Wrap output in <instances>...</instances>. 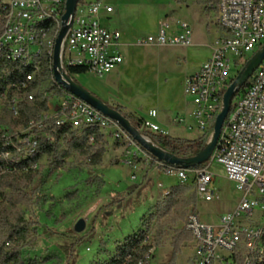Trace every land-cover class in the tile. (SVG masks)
Masks as SVG:
<instances>
[{
  "label": "built area",
  "instance_id": "1",
  "mask_svg": "<svg viewBox=\"0 0 264 264\" xmlns=\"http://www.w3.org/2000/svg\"><path fill=\"white\" fill-rule=\"evenodd\" d=\"M65 3L66 0H0V64L16 65L17 77L24 74L22 81L7 84L0 93V111L6 109L19 119L24 104L46 102V110L37 119H32L25 130L32 133L53 122L55 127L71 131L61 137L63 145L72 141L75 132L80 136L86 130L97 129L106 138L107 132L112 130L117 142L126 139L129 146H133V157L139 156L156 171L178 179V184L194 185L198 199L206 203L218 198L211 167L214 164L221 166L226 179L234 183L241 198L218 223L204 222L198 213L190 212L186 229L193 236L195 264H236L232 257L241 245L249 252L260 251L262 254L264 59L250 78L247 92L236 103L233 100V111L225 120L216 148L205 167L171 166L144 152L119 124L57 83L54 54L62 31ZM112 12L113 8L105 0L78 4L62 45L61 63L66 74L69 75L71 68H78L104 78L123 64L121 33L101 22L103 13ZM217 22L223 33L212 45L210 58L184 82V93L193 104V121L203 135L213 128L221 113L223 97L232 80L253 57L250 55L264 45V0H219ZM137 44L190 47L192 29L187 23H178L175 28L170 23H162L156 36L141 38ZM232 66L239 69L237 73H233ZM150 118H157V111H152ZM143 127L153 133L168 135L152 120H144ZM94 142V136H90L89 144ZM36 145L34 141L31 153ZM8 155L10 153L4 158ZM127 164H130L129 160ZM150 254L151 250L139 264H147ZM245 262L249 264L248 258Z\"/></svg>",
  "mask_w": 264,
  "mask_h": 264
},
{
  "label": "rangeland",
  "instance_id": "2",
  "mask_svg": "<svg viewBox=\"0 0 264 264\" xmlns=\"http://www.w3.org/2000/svg\"><path fill=\"white\" fill-rule=\"evenodd\" d=\"M106 1L114 8V13L110 15L111 19L104 21L106 26L117 27L129 35L135 34L155 20L156 6L160 5L161 22L170 23L173 28L178 23L190 25L192 45L190 47L139 46L137 39L134 42H128L129 45L124 53V65L117 72H112L104 78L85 73L71 76L73 80L112 108H121L124 116L129 114L142 121H157L158 125L174 138L194 140L201 137L203 134L196 129L192 119L193 104L184 93V82L190 73L195 72L201 66L211 51L212 45L223 33L217 22L218 3L215 8L210 5L195 4L194 0ZM252 56L253 54L250 55ZM232 67L233 73H237L239 69ZM241 97H235L234 103ZM152 111L158 113L156 120L150 118ZM0 119L18 120L6 109L0 111ZM180 120H182L181 123H179ZM3 130V126H0V134ZM30 133L24 129L17 130L19 135L14 145L16 153L4 158L7 162L19 163L21 161L23 154L30 148L24 145L33 138L31 136L23 139L21 135ZM212 133L213 128L207 133L209 140ZM106 135L104 156L107 157L105 162H109V165H100L98 169H94L95 165L88 159L72 153L60 168L54 169L45 185H41V174H45L46 170L52 166L50 159L41 158L40 176L31 187V191L34 192V202L40 196L44 197L49 194L53 199L48 202L52 201L54 205L50 207L47 203L42 206L40 201L28 208V218L34 223L31 229L35 228V223L41 222V225H37L40 228V234L32 232L30 240L23 247L24 251L32 254L30 258L35 256V259H46L56 255L63 261L62 264H92L99 255L100 241L95 237L97 233L104 234L106 244L112 243L107 249L112 252L117 239H122L123 235L128 236L140 230L142 221L150 215L155 206V194L159 195L156 197L158 202L170 192L173 186L178 184V179L169 177L161 171H157L158 174L152 176V182L147 181L146 175L140 185L142 193L138 200H135L134 205H129L124 213L114 215L110 219L115 221L114 227L110 225L106 229V225L96 226L95 230L93 225H88L86 222V230L82 234H77L74 230L75 225L81 219L86 220L88 210L92 206V204L86 205L89 192L92 191V188L86 191L89 178L87 171L93 174L101 172L106 176L107 184L102 193L105 195L109 193L108 191H112L120 181L119 173L116 171L119 166L118 158L129 160L128 165L131 167L138 166L137 173L140 170L142 174L145 169L153 168L152 164L147 165L139 156H132L134 148L129 146L126 139L118 143L114 139L112 130ZM211 172L214 174L213 187L218 198L211 203L198 199L197 213L204 222L214 224L218 223L223 214L236 207L241 194L236 191L234 183L226 179L221 166L214 164ZM159 182L167 187L168 192L163 191V193L158 189ZM111 185L113 187L110 189ZM20 209L25 210L26 207L21 206ZM103 209L99 210L96 220L103 219ZM62 213H65L67 217L61 223H57ZM153 226H155L154 221L151 222L150 228ZM182 226L183 224L178 225V227ZM106 233L108 235H105ZM172 236L173 233L170 231L157 247L151 249L147 264H167L169 262ZM193 246L192 241L183 247L176 264H195ZM54 260L51 258L43 264H52Z\"/></svg>",
  "mask_w": 264,
  "mask_h": 264
},
{
  "label": "trees",
  "instance_id": "3",
  "mask_svg": "<svg viewBox=\"0 0 264 264\" xmlns=\"http://www.w3.org/2000/svg\"><path fill=\"white\" fill-rule=\"evenodd\" d=\"M84 2L85 0H80L81 4ZM218 2L219 0H194L195 4L210 5L215 8ZM4 71H6V74H4ZM17 72L14 64H0V93L7 84L24 79V74H20L17 77ZM85 73H87L85 70L78 68L69 70L70 76ZM43 81H46V79H43ZM233 82L234 80H232L231 84ZM250 82L251 80L239 90L236 97L242 96L247 92ZM29 90L31 92L32 88ZM114 109L122 113L121 108L116 107ZM43 110H46V102H36L32 105L24 104L18 120L0 119V126L4 128V135L3 133L0 134V264H43V262L51 258L57 260V262L54 260L52 264H62L63 261L56 255L46 259H35V256L30 258L29 256L32 254L23 249L24 245L30 240L32 232L40 234V228L37 226L41 225L40 221L35 223L33 230L31 229L34 223L30 222L28 218V208L40 201L42 206L47 203L50 207L54 205L52 201L48 202L53 199L49 194L44 197L40 196L34 202V192L31 191V187L40 176L39 162L42 157H47L52 161L51 168L40 176L41 185H45L53 174L54 169L60 168L70 154L75 153L77 156L88 159L90 163L98 166L102 163L106 153L105 136L97 129L86 130L80 136H77L76 132L72 133V141L65 142L66 144L63 145L61 137L71 131L66 128H57L53 122H49L44 127L36 129L32 134L21 135L23 139L33 137L30 144L26 143L24 145V147L29 146V150L23 154L19 163L7 162L4 159V155L6 153H10V155L16 153L14 144L17 143V136L19 135L17 130L27 129L29 122L32 119H37ZM232 111L233 107H231L230 112ZM125 117L155 145L177 158L196 156L206 147L209 140L208 134L194 140H188L174 138L161 133H153L143 127L142 120L136 119L129 114H125ZM90 136L95 138L93 145L89 144ZM34 141L37 145L34 153H31ZM142 150L146 152L143 148ZM205 165L206 163L195 166L192 169H201ZM34 166H36L35 169ZM93 183L100 189L103 181L100 178H96ZM193 189L194 185L192 184H177L173 186L168 195L156 203L150 215L147 216L150 217L144 218L138 232L116 242L115 249L112 252H107L106 250L99 253L92 264H139L153 247H157L161 243L170 231H172L173 236L171 237L170 259L167 264H176L183 247L193 241L192 233L186 229L187 217L190 212L197 213L198 196ZM95 193L98 195L99 191ZM77 197H80V195H77ZM21 206H25L26 209L21 210ZM66 217V214L62 213L56 222L61 223ZM152 221H154L155 226L150 228ZM179 224H183V226L178 227ZM260 248L264 251V230L260 239ZM245 258H248L249 264H264V252L262 254L260 251L249 252L241 245L233 255L232 261L236 264H246Z\"/></svg>",
  "mask_w": 264,
  "mask_h": 264
},
{
  "label": "water",
  "instance_id": "4",
  "mask_svg": "<svg viewBox=\"0 0 264 264\" xmlns=\"http://www.w3.org/2000/svg\"><path fill=\"white\" fill-rule=\"evenodd\" d=\"M79 3L80 0H66L65 3V14L62 17V31L57 38L54 54V74L57 83L75 97L89 104L105 117L119 124L121 128L130 136V138L140 146L141 149L143 148L147 154L153 156L155 159L164 161L171 166L181 167L184 169H192L195 166H200L208 162L216 148L225 120L230 114L233 100L239 90L247 84L264 59V45L247 62L237 78L226 90L223 97V109L215 120L213 133L206 147L194 157L177 158L155 145L148 137L142 135V133L137 130L132 125L130 120L122 113L118 112L93 93L89 92L83 86L79 85L70 75L63 71L61 63L62 45L71 27V23ZM74 230L77 234H82L86 230V220H79L75 225Z\"/></svg>",
  "mask_w": 264,
  "mask_h": 264
},
{
  "label": "crops",
  "instance_id": "5",
  "mask_svg": "<svg viewBox=\"0 0 264 264\" xmlns=\"http://www.w3.org/2000/svg\"><path fill=\"white\" fill-rule=\"evenodd\" d=\"M86 2H88V1H86ZM106 3L113 8V6L110 5L107 1H106ZM156 7H157V9L155 10V12H156L155 20L153 22H151L148 27L141 28L140 31L136 32L135 34H131V35H129L126 31L120 30L117 27L113 28L110 26H106L104 24L105 20L109 21L111 19L110 15L114 13V8H113L112 13H110V14L103 13L102 14V18H101L102 24L111 30H117L121 33L120 52L123 56V64L118 66L113 72H117L120 68L123 67V65H124V53H125L127 46L129 45L128 42H134L137 39L139 40L141 38H145V37L151 36V35L156 36L159 33L160 28H161V24L163 22L160 21V5H157ZM131 47H134V46L131 45ZM210 56H211V51L208 53V55L204 59L201 66L210 58ZM200 67H198V69L195 72L190 73L188 76L196 73L200 69ZM157 118H158V113H157ZM157 118H155V120ZM154 122L157 123V121H154ZM163 128H164V126H163ZM106 158L107 157L104 156L103 163H101L100 165H103V164L109 165V162L108 163L105 162ZM118 161H119V166L116 168V171H118V173H119L118 176H119L120 181L118 182V184H116V186L114 187V189L112 191H108L109 193H107L105 195H102V193L105 191L104 186L107 184L106 183V176L101 172H97V173L93 174V173H90L89 171H87V173L89 174V178L87 179V183H86V185H87L86 191H88L90 188H92V191L89 192V197H88V200H86V205L92 204V206L88 210L89 213L86 217V222H88V225L89 224L93 225V228L95 230H96V226L103 227L104 225H106L107 226L106 229H108V227L110 225H111V227H114L115 221L110 220V219L113 218L114 215H117V214L119 215L120 213L121 214L124 213L129 205H132L133 203H135V200L136 201L138 200L139 195L142 193L140 190L141 189L140 185L142 184L143 178L147 175V181L152 182V176L154 174H158L154 168H152L151 170L145 169L144 171H142V174L140 173V170L137 173L138 166L131 167L127 164V160L122 159V158L121 159L118 158ZM100 165L95 166L94 169H98L100 167ZM133 176L135 177V179H132ZM96 178H100L103 181V184L101 185L100 189H98V187L93 183V180ZM112 187H113V185H111L110 189ZM158 189L161 190V192H163V191L165 193L168 192L167 187H165L161 182L158 183ZM97 191H99L98 195H96V193H95ZM158 196L159 195H157V194H155V196H154L156 203H157L156 197H158ZM156 203H155V205H156ZM101 208H104L103 209V212H104L103 219L96 220V217L98 216V212ZM105 235H108V234L106 233ZM123 236L124 237H122V239H117L114 242V249H115L116 242L125 239L127 237V234H125ZM95 237L97 238V240L100 241L99 253L105 252L109 248V246L112 244V243L106 244L104 242V234L101 232L97 233ZM107 252H108V250H107Z\"/></svg>",
  "mask_w": 264,
  "mask_h": 264
}]
</instances>
